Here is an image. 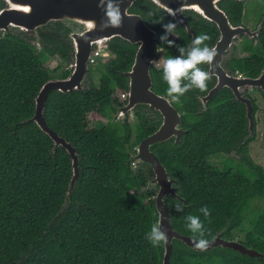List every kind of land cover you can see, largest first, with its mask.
Segmentation results:
<instances>
[{
	"label": "trees",
	"instance_id": "1",
	"mask_svg": "<svg viewBox=\"0 0 264 264\" xmlns=\"http://www.w3.org/2000/svg\"><path fill=\"white\" fill-rule=\"evenodd\" d=\"M227 2L232 3L226 7L239 22L244 2ZM4 6L0 0V9ZM132 11L141 14L159 37L164 34L163 24L176 22L149 0H137ZM195 27L197 36H212ZM39 36L40 48L31 43L36 39L34 32L0 31V264H163L164 246L154 248L146 238L159 220L156 191L142 190L153 171L142 163L134 168L132 159L140 141L157 126L145 115L134 125L115 117L119 92L128 89L122 72L133 64L137 45L113 38L110 59L101 68L98 59L90 63V71H101L98 83L92 80L83 90L49 93L44 111L47 125L71 142L80 158V175L67 202L74 175L71 156L63 146L55 149L53 139L30 119L40 88L55 78L45 65L46 58L58 56L70 66L74 49L55 23L41 29ZM169 39L186 48L191 42L179 23ZM258 42L259 51L234 61V69L259 75L264 67V22ZM159 44L160 58L179 55L175 46L168 47L160 39ZM245 48L254 49V42ZM71 71L63 70L60 78ZM152 75L156 89L167 94L162 69L153 65ZM174 104L185 112L189 131L179 144L166 141L153 149L177 179L178 192L187 202L167 198L174 228L193 236L185 218L196 215L207 230L205 238H214L225 227L230 238L238 229L245 245L264 252V204L260 209L253 207L256 199L264 202V167L247 156V150L243 161L248 168L231 158L224 159L221 167L209 162L248 136L244 104L229 90L216 94L203 114L196 113L198 100L191 90ZM94 112L107 119L103 126L90 120ZM250 140L244 141L245 146ZM178 202L184 206L182 212L175 210ZM202 206L210 210L207 219L199 211ZM172 263L264 264L233 249L197 252L176 240Z\"/></svg>",
	"mask_w": 264,
	"mask_h": 264
},
{
	"label": "water",
	"instance_id": "2",
	"mask_svg": "<svg viewBox=\"0 0 264 264\" xmlns=\"http://www.w3.org/2000/svg\"><path fill=\"white\" fill-rule=\"evenodd\" d=\"M5 6L0 9V31L8 32L11 28H17L19 33L34 32L40 42L39 31L48 28L55 23L61 34L69 39L74 49V58L71 63V74L66 78H52L45 82L35 98V114L30 119L34 121L54 141L55 149L63 146L71 156L74 175L72 177L67 202L70 201L75 183L80 175V158L77 148L68 140L58 135L51 129L44 117L45 105L52 90L67 93L72 90H83L85 79L90 67V59L94 46L109 48L113 38H121L130 44L138 45L134 62L129 71L122 73L129 78L128 101L118 108L120 115L126 120L130 112L137 106H144L151 110L159 111L163 116V122L153 133L144 137L132 159L135 162L145 164L155 174L154 182L159 186L156 194V207L162 226L167 229L169 242L164 245L163 264H173L174 241L185 244L197 252L224 251L233 249L241 254L256 258L264 263V252H260L252 246H247L237 239L224 237L228 227L221 230L214 238L210 239V247L207 251L195 249L193 236L178 232L172 224V214L167 204V198L174 197L187 204L182 197L177 185V179L170 174L167 167L161 162L154 148L161 143L174 140L175 144L182 141V137L188 133L183 127L182 113L173 103H169V97L153 90L152 66L157 62L160 47L158 32L144 20V17L132 11L137 0H123L121 11H126L120 28H108L100 30L99 25L103 18V12L97 6L98 0H2ZM165 10L172 9L177 12L176 20L182 22L195 37V31L190 26L188 19L183 15L184 9H193L210 20L215 21L221 30V37L214 48L218 55L214 59L215 67H211V73L218 76L217 84L204 96L203 103L208 108L211 100L223 88L232 90L235 98L247 106V118L249 120V134L246 140L256 135V124L253 114L254 107L250 98L243 95L247 88H261L264 92V69L258 77H241L229 75L221 65L224 53L232 45L234 38L243 32H251L247 27L232 26L223 9L218 6L221 0H149ZM93 22L97 27H93ZM257 34V33H256ZM142 45V46H141ZM150 189V184L142 190Z\"/></svg>",
	"mask_w": 264,
	"mask_h": 264
},
{
	"label": "clouds",
	"instance_id": "3",
	"mask_svg": "<svg viewBox=\"0 0 264 264\" xmlns=\"http://www.w3.org/2000/svg\"><path fill=\"white\" fill-rule=\"evenodd\" d=\"M122 2L123 0H98L97 6L104 14L99 25L100 30L122 27L123 19L127 16L126 11H123V13L121 11ZM159 2L160 0H157V3ZM167 11L170 16L176 17V11L172 9H167ZM178 23L170 21L163 24L164 34L159 37L162 44L168 47L175 46L179 52L178 56H170L162 61L163 80L167 83L166 92L170 98L169 103L176 104L181 103V97L192 89H198L201 92L207 90L208 81L212 78V73L204 70L201 65H208L214 68V59L218 55L216 48L209 47L205 43V41L211 40V37L207 34L195 36L190 48L176 45L175 41L169 39V36L174 35ZM93 27H97L95 22H93ZM157 51L160 52L163 49L158 47ZM183 207V204L178 202L175 205V210L182 212ZM199 211L206 219L210 216V210L207 206H202ZM185 219L186 227L193 233L195 249L207 251L210 247V241L205 238L207 230L200 217L188 215ZM146 238L154 248L162 247L169 242L167 229L162 226L160 220L152 224L150 231L146 234Z\"/></svg>",
	"mask_w": 264,
	"mask_h": 264
},
{
	"label": "flooded vegetation",
	"instance_id": "4",
	"mask_svg": "<svg viewBox=\"0 0 264 264\" xmlns=\"http://www.w3.org/2000/svg\"><path fill=\"white\" fill-rule=\"evenodd\" d=\"M237 1L244 2L243 16L241 17V20L239 22L236 21V19L234 18L236 15L233 14V11H230V12L228 11V7H231L232 6V3L231 2H227V0H221V1L218 2V6L225 11V13H226V15H227V17H228V19L230 21V24L232 26L235 27V26L241 25V26L247 27L251 32H243L239 36H237L236 38H234V41H233L232 45L229 47V49L223 55V60L221 62V65H223V67L226 69L227 74H229V75H235L236 74V75H240L241 77H253V78H255V77H258L261 74V72L263 71L264 67H263L262 71L259 73V75H257V76H250L248 74H245L243 72H240L239 70L234 69V61L239 60V59H242V58H246V57H249V56H252L251 55L252 53H256L257 51H259V48L260 47H259L258 38H259L260 33L262 31L263 22H264V15L261 13V11L264 10V9H262L260 11V14H259L258 18H256L254 20V22L250 20L251 21L250 23H252V24H250V23L246 24L243 21H244V18L246 17L245 6H246L247 0H237ZM226 2H227V4H226ZM226 6H228V7H226ZM233 6H235V4ZM182 12H183V15L188 19V21L190 23V26L195 31L196 36H197V31L198 30L196 29L195 26H198L199 30H201V31L212 33V36H211L212 41H211V43L208 44V46L209 47H215V45L217 44V42L219 41V39L221 37V30H220L219 25L215 21L210 20L209 18H207L204 15H202V14L194 11L193 9H184ZM170 18L173 19L176 22H179V24H181L183 26V28L186 31V33L188 35H190L191 42H190V44L188 46V48H190L192 46V40L194 39L193 34L190 33V32H188L187 27L182 22L176 20L172 16H170ZM250 41H253L254 42V49H252V50H246L245 45L248 42H250ZM137 49H138V45H137ZM136 52H137V50H136ZM136 52H135V55H136ZM158 57H159V55H158ZM160 59H166V58H164V57L157 58V62L154 64V67H156L158 70H161L162 69V67L159 68L156 65ZM131 67H132V65L130 66V68L128 70H126V71H124L122 73H125V72L129 71L131 69ZM201 67L204 70L211 72V66L201 65ZM125 77L128 79V84H129V78L127 76H125ZM208 82H210V85H209L208 89L205 92H199V93H197L195 90H191L192 92H194V94L196 95V98L198 100V110L196 111L197 114H199V113L200 114H203L204 112L209 111V109L211 108L210 105L213 102V99H214L215 96L211 100L208 101V108H207L206 111H205V107L206 106L204 105L202 98L204 96H206L209 93V91L217 84V82H218V76L212 74V78ZM153 83H154L153 90H155L157 93H160V94H163V95H166L167 96L166 93H161L160 91H158L156 89V84L154 82V79H153ZM253 88H255V87H253ZM223 90H229V91H231L233 97L235 98L232 90H230L229 88H223L221 91H223ZM254 90L256 92L255 94H252L248 88L245 89L244 92H243V95L246 96V97H248V98H250L251 101H252V105L254 107L253 114H254L255 124H256V135H255L254 138H251L252 140H250L248 142L249 144L253 140L256 139V137H257V130L259 129L260 123L261 122L264 123V117H262V116L259 117V113L262 111V109L264 111V106H262L260 104L259 97H261V98L264 99V92L262 91L261 88H256ZM127 91H128V89H127ZM127 101H128V99L127 100L119 99L120 105H118V108H120L123 105H125L127 103ZM243 104L245 106V114H246V118H247V106H246L245 103H243ZM176 108L182 113L183 127L186 130H188V128L185 126V123H184L185 122L184 121V114H185V112L184 111H181L177 106H176ZM144 115L147 116V118L154 120V123L153 124L155 126H157V129L160 127V125L163 122V116H162V114L159 111L151 110V109H149L147 107H144V106H142V107L137 106L135 109H133V111L128 114L127 120L131 124L134 125V124H136L138 122L139 116H143L144 117ZM131 117L133 118V121H134L133 123L131 121L132 120ZM122 120H124L123 119V115H122ZM247 121H248V123L246 125V129L249 130L250 123H249V120H247ZM244 138H246V134L244 136H242V139L239 140L233 147H231L230 152H223V154L221 156L214 157L216 159H220V158L224 157L221 160V164L215 165L211 161V158H213V157H210L209 158V162L212 165H214V166L221 167L222 166V162H223L224 159L231 158V159H234L235 161H237L239 163L240 162H244L245 165L243 164V166H244L243 168H248L247 163L245 161H243V158H245V156H246V154H245L246 153V150H247V156L250 155L249 154V144L247 146H245L246 143L244 142L245 141ZM169 141H173L174 142V140H169ZM241 144H243V146H241ZM136 150H137V148H136ZM134 163L136 164V168H137L139 163L138 162L136 163L135 161H134ZM152 175H153L152 176V179H149L148 185L150 184V188H152L153 190H155L156 191V194H157L158 189H159V186L154 182V179H155L154 172H152ZM258 200L262 201V203L264 204V202H263L262 199H256V200L253 201V206H254V203H256ZM263 204H262V207H258L257 209L263 208ZM235 231L236 232H239L238 229L233 230L232 231V235L233 236L230 237L231 239H236L235 238V235H234V232ZM225 234H224V237H226ZM237 240H239V241L242 242V237L241 238L238 237Z\"/></svg>",
	"mask_w": 264,
	"mask_h": 264
},
{
	"label": "rangeland",
	"instance_id": "5",
	"mask_svg": "<svg viewBox=\"0 0 264 264\" xmlns=\"http://www.w3.org/2000/svg\"><path fill=\"white\" fill-rule=\"evenodd\" d=\"M264 9V0H247L246 2V6H245V11H246V17L244 18V23L248 24L251 21L254 22V20L256 18H258L260 11ZM249 18V19H248ZM251 20V21H250ZM248 21V22H247ZM252 24V23H250ZM11 32H13L16 35H21V33L17 34L16 32H20L19 29L17 28H11L10 29ZM32 44L36 45L38 48L41 47V43L38 42L37 40H32L31 41ZM103 49H105V53L108 52V49L106 47H101ZM111 52V51H110ZM112 54L109 53V56H107V54L105 55V57H100L99 60L101 61L100 64L97 65V67L101 68V64H104V62H107ZM164 59H160L158 61V63L156 64L157 67L161 68L162 67V61ZM45 65L50 69L51 74L54 75L55 78H60L62 77V74H60L63 70L67 69V68H71V65L69 66V64L63 60L61 57L58 56H50L48 58H46L45 60ZM159 65V66H158ZM101 76V71L99 69H93L92 71H88V74L86 76L85 79V86H89L90 83L92 82V80L95 83L99 82V78ZM250 90V92L252 94H255V90L256 88H248ZM260 100V104L262 106H264V99L259 97ZM264 117V111L262 109V111L259 113V117ZM115 117L121 118L122 119V115H120L119 113L115 115ZM132 118V117H131ZM90 120L95 122L96 124H98V126H103L104 123L107 121V119L105 117H103L101 114H99L98 112H94L90 115ZM132 123L133 118H132ZM249 154L251 156V158L253 159V161L259 165H262L264 167V123L261 122L259 125V129L257 130V137L255 140H253L250 144H249ZM224 158V157H222ZM220 159H216V158H211V161L215 164H221V160ZM137 163V162H136ZM134 168H136V164L133 163ZM262 201L258 200L256 203H254L253 207H256V209L258 207H262ZM246 225L249 227V220H246ZM235 238L238 239L239 238H243V233L242 232H234Z\"/></svg>",
	"mask_w": 264,
	"mask_h": 264
},
{
	"label": "built area",
	"instance_id": "6",
	"mask_svg": "<svg viewBox=\"0 0 264 264\" xmlns=\"http://www.w3.org/2000/svg\"><path fill=\"white\" fill-rule=\"evenodd\" d=\"M108 49V52L105 53V49L101 48V47H97L96 49H94L93 51V55L90 59V63L95 62L96 59L99 60L100 57H105V55L107 54V56H109L110 49ZM119 99H123V100H127L128 99V91H121L119 92Z\"/></svg>",
	"mask_w": 264,
	"mask_h": 264
}]
</instances>
